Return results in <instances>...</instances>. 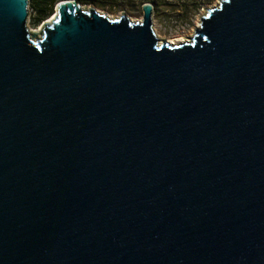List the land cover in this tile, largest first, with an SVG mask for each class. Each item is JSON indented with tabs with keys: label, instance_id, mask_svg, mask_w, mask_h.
Returning a JSON list of instances; mask_svg holds the SVG:
<instances>
[{
	"label": "water",
	"instance_id": "1",
	"mask_svg": "<svg viewBox=\"0 0 264 264\" xmlns=\"http://www.w3.org/2000/svg\"><path fill=\"white\" fill-rule=\"evenodd\" d=\"M217 2L173 45L0 0V264H264V0Z\"/></svg>",
	"mask_w": 264,
	"mask_h": 264
},
{
	"label": "rangeland",
	"instance_id": "2",
	"mask_svg": "<svg viewBox=\"0 0 264 264\" xmlns=\"http://www.w3.org/2000/svg\"><path fill=\"white\" fill-rule=\"evenodd\" d=\"M126 3H130L131 0H123ZM136 1V2H135ZM134 5H125L124 7L115 6L114 9H104L97 8L96 11L105 15L108 18H118L121 14H124L130 21L136 22L140 21L142 18L141 6L143 3H148L152 5L153 17H152V26L154 31L159 37L160 40H166L168 42H175L179 39H184L186 37H192L194 29L199 25V18L205 14L204 9H210L218 5L217 0H173L171 2L165 0H135ZM156 2L157 6L153 4ZM189 3V4H187ZM193 6H192V5ZM189 5L191 7L188 17L190 18L189 22L183 25L175 23L179 21L178 13L179 10L184 6ZM84 8V7H83ZM86 9H90L86 8ZM27 11L29 12L27 28L31 31L38 30L41 26L35 25L33 23L34 10L32 4L29 1ZM54 13V8L53 12ZM175 26H177L175 28Z\"/></svg>",
	"mask_w": 264,
	"mask_h": 264
},
{
	"label": "flooded vegetation",
	"instance_id": "3",
	"mask_svg": "<svg viewBox=\"0 0 264 264\" xmlns=\"http://www.w3.org/2000/svg\"><path fill=\"white\" fill-rule=\"evenodd\" d=\"M59 1H63V0H59ZM58 1V2H59ZM66 1H72L75 2L76 4H78L80 7H85V8H89L90 9H94L96 11L97 8H104V9H114L115 6L117 7H124L125 5H134L135 6V0H131L130 3H126L125 1L122 0L121 1H117V2H113V0H66ZM135 1V2H134ZM165 1H173V0H165ZM57 2V3H58ZM116 3V4H115ZM143 4H148V3H143ZM142 4V5H143ZM154 5L157 6L156 2H153ZM189 4V3H187ZM190 5V4H189ZM189 5H184L180 10H179V21H175V23H177L178 25L180 23H182L183 25H185L186 23L189 22L190 18L188 17V14L190 13L189 11L191 10V7ZM192 5V4H191ZM193 6V5H192ZM127 8V6H125ZM154 9V8H153ZM100 13V12H99ZM142 13V11H141ZM152 17H153V13H152ZM177 26H175L176 28Z\"/></svg>",
	"mask_w": 264,
	"mask_h": 264
},
{
	"label": "trees",
	"instance_id": "4",
	"mask_svg": "<svg viewBox=\"0 0 264 264\" xmlns=\"http://www.w3.org/2000/svg\"><path fill=\"white\" fill-rule=\"evenodd\" d=\"M34 10L33 23L35 25L41 24L43 21L48 19L53 13V8L59 0H29ZM122 0H113L117 2ZM197 1V0H196ZM116 4V3H115Z\"/></svg>",
	"mask_w": 264,
	"mask_h": 264
},
{
	"label": "bare ground",
	"instance_id": "5",
	"mask_svg": "<svg viewBox=\"0 0 264 264\" xmlns=\"http://www.w3.org/2000/svg\"><path fill=\"white\" fill-rule=\"evenodd\" d=\"M211 8H214V6L213 7H211ZM55 13H53L52 15H51V17L54 15ZM50 17V18H51ZM49 18V19H50ZM49 19H48V21H49ZM113 19V18H112ZM199 27V25L197 26V28ZM33 31H38V30H33ZM157 35V34H156ZM186 38H190V37H186ZM188 40H185V39H179V40H177V41H175V42H169L170 44H173V45H179V44H182V43H184V42H187Z\"/></svg>",
	"mask_w": 264,
	"mask_h": 264
}]
</instances>
